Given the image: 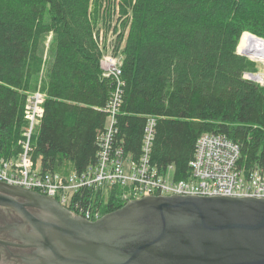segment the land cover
<instances>
[{
	"label": "trees",
	"instance_id": "1",
	"mask_svg": "<svg viewBox=\"0 0 264 264\" xmlns=\"http://www.w3.org/2000/svg\"><path fill=\"white\" fill-rule=\"evenodd\" d=\"M93 3L0 0L2 154L22 150L28 93L42 75L44 112L32 157L63 175L96 162L104 107L117 86L101 64L110 31L115 55L123 56L117 141L127 152L139 156L147 118L154 116L151 161L162 169L173 165L176 180L190 176L188 163L205 132L238 143L247 169H264V85L245 77L256 64L238 52L244 33L264 38V0H105L104 12L102 2L91 11ZM125 189H110L103 214L126 203ZM83 192L89 198L90 189Z\"/></svg>",
	"mask_w": 264,
	"mask_h": 264
},
{
	"label": "water",
	"instance_id": "2",
	"mask_svg": "<svg viewBox=\"0 0 264 264\" xmlns=\"http://www.w3.org/2000/svg\"><path fill=\"white\" fill-rule=\"evenodd\" d=\"M16 186L0 181V203L31 224L28 264H264L263 197L147 195L91 221Z\"/></svg>",
	"mask_w": 264,
	"mask_h": 264
},
{
	"label": "built area",
	"instance_id": "3",
	"mask_svg": "<svg viewBox=\"0 0 264 264\" xmlns=\"http://www.w3.org/2000/svg\"><path fill=\"white\" fill-rule=\"evenodd\" d=\"M104 55L101 61L104 74L112 76L117 86L104 107L108 116L104 130L98 135L96 162L81 171L63 175L45 170L42 160L32 157L33 131L44 112L45 94L39 92L28 97L25 113L29 124L20 140L19 158L15 152L10 155L0 152L1 182L56 198L74 215L91 221L104 215L102 203L107 201L114 187H126L121 195L126 202L147 195L173 194L264 198V169H247L241 165L240 145L226 135L205 132L198 138L194 156L188 163L190 176L182 180L175 179L173 165L162 169L151 161L156 117L147 118L139 156L135 158L132 152H127L117 141V115L124 83L121 63L114 58L105 59ZM105 61L109 63L107 67ZM246 73V78L264 85L263 75L250 73L247 77ZM85 187L90 189L87 199L83 192Z\"/></svg>",
	"mask_w": 264,
	"mask_h": 264
},
{
	"label": "flooded vegetation",
	"instance_id": "4",
	"mask_svg": "<svg viewBox=\"0 0 264 264\" xmlns=\"http://www.w3.org/2000/svg\"><path fill=\"white\" fill-rule=\"evenodd\" d=\"M17 200L25 201L19 197L15 198V202ZM25 208L34 216L44 213L35 206L25 205ZM31 230V224L17 207L0 203V264H28L24 259L25 255L36 250L25 237Z\"/></svg>",
	"mask_w": 264,
	"mask_h": 264
},
{
	"label": "rangeland",
	"instance_id": "5",
	"mask_svg": "<svg viewBox=\"0 0 264 264\" xmlns=\"http://www.w3.org/2000/svg\"><path fill=\"white\" fill-rule=\"evenodd\" d=\"M109 1L112 2L113 0H109ZM117 1L118 0H115V2H117ZM98 3H101V8H100L101 12L106 11L107 8L105 9L104 4H103V3H105V0H97L96 2L94 0V3L91 7V11H93L95 7H97L98 11L100 10L98 7ZM102 5H103V7H102ZM103 19H104V16L102 17V15H101L100 19H99L98 27H102V26H100V23L102 22ZM102 31L105 32L104 30H102ZM242 40H243V38H242ZM241 42H243V41H241ZM52 44H53V34L50 33L45 37V39L43 41V46H42V51H43V54L45 56V59H50V53L52 52L51 51L52 50ZM116 45H117V42H116L115 36H114V34H112L109 31L107 34L106 42H105V49H103V53L105 54L104 57H105V59L114 58V59H116V61L118 63H121L123 60V56L121 54L115 55V53H114V51H116V48H117ZM241 46H242V43H241ZM238 52L239 53L242 52L240 50V48L238 49ZM242 54H243V52H242ZM248 57L256 64V70L255 71H247L246 76L247 77L250 76V73L264 76V61H262L261 59H257L255 57H252L251 55ZM108 64H109L108 62H106V61L104 62L105 67H107ZM249 79H251V78H249ZM41 84H42V75H40L39 78L37 79L35 88L28 93V97L34 96L35 94H38L39 92L42 93L43 91L41 90ZM38 127H39V125L36 127V130ZM18 158H19V156L17 154V159Z\"/></svg>",
	"mask_w": 264,
	"mask_h": 264
},
{
	"label": "bare ground",
	"instance_id": "6",
	"mask_svg": "<svg viewBox=\"0 0 264 264\" xmlns=\"http://www.w3.org/2000/svg\"><path fill=\"white\" fill-rule=\"evenodd\" d=\"M244 34L242 36L243 40L241 38V41L243 42L240 41V46H238V49L240 48L242 52H246L252 57L264 61V39L259 38L257 35L250 32H246ZM241 43L243 47L241 46Z\"/></svg>",
	"mask_w": 264,
	"mask_h": 264
}]
</instances>
